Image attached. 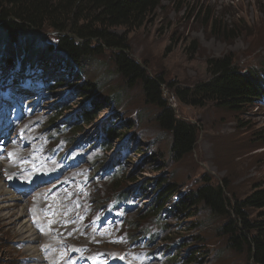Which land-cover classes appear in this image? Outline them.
I'll return each mask as SVG.
<instances>
[{"label":"rangeland","instance_id":"374dc122","mask_svg":"<svg viewBox=\"0 0 264 264\" xmlns=\"http://www.w3.org/2000/svg\"><path fill=\"white\" fill-rule=\"evenodd\" d=\"M212 19L219 22L218 36ZM56 41L51 31H25L9 50L0 28V149L13 134L39 137L30 160L45 149L51 162L72 171L61 176L64 190L75 197L85 192L87 206L117 223L112 230L121 242L157 264H253L246 249L227 244L221 231L227 220L190 197L206 181L220 185L232 203L254 186L264 189V99L239 110L213 103L194 108L178 104L166 86L188 88L207 80L206 62L224 56H231L241 72L260 74L264 0H160L145 25L127 34V54L150 76L163 79V96L176 116L197 130L194 149L180 160L171 154V134L155 122L159 109L146 103L139 84L124 85L108 51L88 59L81 70L52 51ZM55 84L60 86L49 88ZM81 85L89 90L85 95ZM93 106L100 107L90 123L83 122L81 114ZM57 109L61 115L54 120ZM75 126H81L75 135L62 129ZM109 128L120 136L107 142L103 129ZM12 150L2 153L0 163L5 157L11 161L8 169L17 171L23 162ZM50 183L40 181L32 192ZM165 187L172 195L154 215L156 194ZM179 202L187 205L185 211L175 210ZM9 210L0 212V264L20 262L23 252L13 241L28 234L20 212L7 221Z\"/></svg>","mask_w":264,"mask_h":264},{"label":"trees","instance_id":"16d2710c","mask_svg":"<svg viewBox=\"0 0 264 264\" xmlns=\"http://www.w3.org/2000/svg\"><path fill=\"white\" fill-rule=\"evenodd\" d=\"M160 0H0V28L5 33L7 48L13 45L19 34L25 31L56 34L57 54L81 70L83 64L93 56L108 51L114 62L116 74L124 85L141 86L147 104L155 105L159 113L155 118L158 127L171 134V154L180 160L195 146L197 130L178 118L174 109L163 96L165 82L160 77L150 76L146 69L135 62L128 54L127 34L142 28L150 14L158 8ZM203 18V23L206 21ZM212 32L221 34L219 22L212 19ZM122 33H118L119 31ZM233 32V30H229ZM192 44V43H191ZM193 45V44H192ZM51 52V51H50ZM67 61V62H68ZM264 66L257 72H241L231 56L210 59L206 62L207 80L192 87L181 88L167 85L174 100L181 105L203 108L213 103L221 108L239 110L256 100L264 99ZM43 82V81H42ZM43 87L46 84H42ZM60 86H50L52 90ZM84 87V88H83ZM87 86H79V92L86 94ZM100 106H93L91 112L81 114L83 122L90 123ZM3 106H0V116ZM62 109L55 110L54 120ZM76 121V120H73ZM68 130L71 134L81 130V126ZM106 131L107 142L120 135L115 128ZM106 146V145H105ZM147 186V185H145ZM172 189L158 190L154 215L172 195ZM191 202L203 204L213 214L224 218L227 223L221 231L227 236V244L237 250L246 249L253 264H264V189L254 186L251 193L241 201L232 203L220 185L206 181L190 197ZM187 205L179 202L175 210L185 211ZM194 257L188 259L193 262Z\"/></svg>","mask_w":264,"mask_h":264},{"label":"bare ground","instance_id":"6f19581e","mask_svg":"<svg viewBox=\"0 0 264 264\" xmlns=\"http://www.w3.org/2000/svg\"><path fill=\"white\" fill-rule=\"evenodd\" d=\"M39 140L21 132L4 139L0 149L1 156L7 148H13L17 160L23 162L17 171L8 169L11 161L5 157L3 163L7 165L0 163V195H3L0 204L7 205L0 206V212L12 207L11 213L4 214L7 221L11 215L17 216L16 212L26 221L21 228L28 234L18 242L13 241L14 248L23 252L18 264H157L155 258L144 257L143 251L133 244L121 242V236L112 230L117 223L106 220L93 209L94 205L87 206L89 196L85 192L75 197L64 190L61 176L73 174L72 171L51 162L45 149L43 155L30 160ZM40 181L51 183L43 191L32 192ZM13 185L25 189H14ZM5 188L9 191L5 192ZM10 196L16 201L8 200ZM92 201L95 202L89 199V203Z\"/></svg>","mask_w":264,"mask_h":264}]
</instances>
